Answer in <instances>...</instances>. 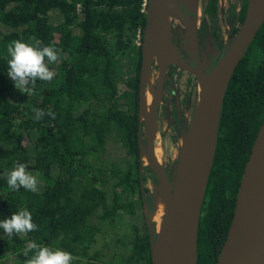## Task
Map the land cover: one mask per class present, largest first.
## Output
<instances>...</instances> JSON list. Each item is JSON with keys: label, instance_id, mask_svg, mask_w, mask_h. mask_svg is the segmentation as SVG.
Masks as SVG:
<instances>
[{"label": "trees", "instance_id": "obj_1", "mask_svg": "<svg viewBox=\"0 0 264 264\" xmlns=\"http://www.w3.org/2000/svg\"><path fill=\"white\" fill-rule=\"evenodd\" d=\"M241 1L238 26L246 6ZM144 3L0 0V221L26 208L38 226L11 239L0 229V264H23L22 250L31 240L70 252L79 258L73 264H151L143 206L150 214L155 195L151 204L149 191L140 188L142 171L148 168L139 166L136 144ZM202 11L213 17L216 0H203ZM50 13L57 16L56 24L49 21ZM17 39L54 46L61 57L48 64L53 80H37L29 96L7 74V45ZM125 60L129 71L119 81ZM33 107L53 112L55 119L45 115L36 121ZM263 115L264 21L222 96L196 230L195 264L215 261ZM108 143L116 150L110 157L105 155ZM17 162L38 176L35 193L8 188V173ZM118 216L125 217L130 233L122 242L124 250L112 249L104 259L98 251L91 253L97 234L110 229Z\"/></svg>", "mask_w": 264, "mask_h": 264}, {"label": "water", "instance_id": "obj_2", "mask_svg": "<svg viewBox=\"0 0 264 264\" xmlns=\"http://www.w3.org/2000/svg\"><path fill=\"white\" fill-rule=\"evenodd\" d=\"M144 2L145 22L140 69L143 62L142 43L145 40L158 39L162 35V17L169 2L172 4V0H144ZM187 3V5L182 1L177 3L184 7L185 15L189 14V10L191 11L194 0H187ZM188 5L191 8L188 9ZM185 17L187 16L182 18L178 16L180 20ZM190 20L188 19L186 23L182 20L183 24L185 23V32L180 38H183L185 45L188 44L193 64L184 60L172 42L169 20L168 41L164 46L169 63L191 73L197 80L194 104L185 126L179 127L178 142L168 174L162 167L161 157L157 165L150 159L152 147L150 132L154 130L155 136V109L160 96V82L164 70L157 78L158 81L150 85L151 103L148 109L150 120L137 119L138 161L142 155L143 165L151 171V188L161 183L167 197V207L161 217L162 229L157 251L153 223L143 206L151 264H195L196 230L204 185L214 149L222 96L235 67L264 21V0H246L242 23L228 49L216 59L215 63L204 69L197 63L194 28ZM151 69L155 70L156 66L152 65ZM139 76L137 109L142 91ZM148 191L152 204L151 189ZM250 199H254L257 203L254 214L250 212ZM233 203L231 219L213 264H264V115L255 131L239 174ZM189 245L193 259L187 261L186 249Z\"/></svg>", "mask_w": 264, "mask_h": 264}, {"label": "flooded vegetation", "instance_id": "obj_3", "mask_svg": "<svg viewBox=\"0 0 264 264\" xmlns=\"http://www.w3.org/2000/svg\"><path fill=\"white\" fill-rule=\"evenodd\" d=\"M196 1H197L196 4L197 13L194 14L196 20V26L195 28L193 27L194 37L196 42V58H197V63L204 69L209 65L215 63L216 59L219 56H221L223 53H225V51L228 49L229 45L231 44L232 40L234 39L240 27V25L238 26L236 24V18L241 9L242 1L235 0V3H229L224 9L221 18L219 17V0H216L215 15L211 18L202 11L203 0H196ZM177 7L179 8L178 10L179 14L183 15L185 12L184 7L181 6L180 4L177 5ZM179 17L182 18V16ZM174 19L175 21H180L179 19L176 18ZM182 20L185 23L187 22V20L184 19ZM180 25L172 24L170 26V31L172 33V42L177 47L178 52L181 54L184 60L189 64H193V59L189 50V46L188 44L185 45L183 38L182 39L180 38V35H182V33L185 31V26H182L183 24L181 26ZM223 27L225 28L224 32H223L224 29ZM221 32H223V34ZM153 67H155V65ZM165 69L166 70H164L163 78L161 79L160 82L159 103L163 101L166 107L157 105L155 109V118L156 121H158L157 127L160 130V134L163 133V130L161 129V122H162L161 120L163 119L164 124L166 126L167 137L171 141L173 137L176 136V132L179 129V127L180 126L184 127L186 124L182 116V113L184 110L188 109V113H187V118H188L195 100L197 80L191 73L182 70L173 64L168 63ZM155 81H158V79L157 78L153 79L152 82ZM174 87L176 89L178 87V91H179L177 92L178 96L176 97L177 105L173 103V98L175 97L174 95H177ZM140 139L142 140V138ZM170 162L172 163L173 160L168 161L166 157L163 158L162 165L166 174L169 172ZM146 173L145 171H142L143 178H142V182L140 183V188L144 187L146 188V190H148L145 185V180L147 178ZM149 178H152L151 175Z\"/></svg>", "mask_w": 264, "mask_h": 264}, {"label": "clouds", "instance_id": "obj_4", "mask_svg": "<svg viewBox=\"0 0 264 264\" xmlns=\"http://www.w3.org/2000/svg\"><path fill=\"white\" fill-rule=\"evenodd\" d=\"M40 42H24L21 39L13 40L7 45L8 76L14 82V87L23 95L29 96L35 93L36 81L50 82L55 76V72L50 70L48 64L57 62L61 57L59 51L54 46L40 47ZM47 60V63H46ZM36 121L41 120L45 115L55 119L53 112H45L43 109L33 107ZM27 165L17 162L8 173L7 185L13 191L24 188L30 192L37 191L38 176L27 170ZM0 229L9 239L14 234L27 236L28 233L38 230V226L33 222L32 213L26 208L15 212L10 218L0 221ZM31 253V255H30ZM22 255L26 258L23 264H73L77 257L65 250L53 249L31 240L22 250Z\"/></svg>", "mask_w": 264, "mask_h": 264}, {"label": "rangeland", "instance_id": "obj_5", "mask_svg": "<svg viewBox=\"0 0 264 264\" xmlns=\"http://www.w3.org/2000/svg\"><path fill=\"white\" fill-rule=\"evenodd\" d=\"M179 1L184 2L185 5L188 4L187 0H172V4H171V2H169L166 13L168 14V20H169L170 26L172 24H178V25L181 24L182 25L183 22L178 18V16H183V17L187 16L185 18L187 20L191 19L190 21H192V25L195 28L196 20H195L194 14L197 13V9H196L197 1L194 0V4L193 5L190 4V6L192 5L191 6L192 9H191V11L189 10L188 15H185V12L183 15L179 14V11H178L179 8L177 7V5H179V4H177ZM229 3H235V0H219V17L220 18L222 17L223 11ZM175 4H177V5L174 6ZM190 6L188 5L187 8L188 9L191 8ZM47 16H48V19L51 23L56 24L58 22V18L54 13H50ZM174 18L179 19L180 21H175ZM182 26H184V24ZM224 31H225V28L223 29V32ZM184 32L182 33V35H184ZM223 32H221V33L223 34ZM127 71H129V67H128L127 60H125V62H122V64L119 67V74H118V80L119 81H120L122 76L126 75ZM178 82H179V80H178ZM175 90H176L177 95H174L175 97L173 98V103L176 104L177 103L176 97L178 96L177 92H179L178 87H177V89L175 88ZM118 93H119V95H117V98L120 99V97H121L120 94H122L123 91L121 89H119ZM159 102L160 101L158 99L156 102L158 106H165L166 107V105L164 104L163 101H161V103H159ZM187 113H188V109L184 110L182 113V116H183L185 122L187 120ZM161 121H162L161 122V129L163 130L162 134H160V130L157 127L158 121H156V118L154 117L155 136L153 133L151 136V140H152V154H153L155 147L157 146L156 149L159 150L158 155H159V157H161V164H162L164 157H166L168 161L173 160L175 150H176V146H177V142H178V134L180 132V129L177 130L176 136H174L173 139L170 141V139H168V137H167L166 126L164 124L163 119ZM141 138H142V135H141ZM115 151L116 150H115L114 144H111V143L106 144V149H105V155L106 156L108 155L110 157L113 154L115 155ZM139 164H140V166H143V164H144L142 155H140V157H139ZM171 166H172V163L170 162V167ZM162 167H163V165H162ZM145 173L147 175V178L145 180V185H146L148 190L151 189V194L154 197V195L158 191V189H157L154 193V190L156 189L157 185H155L154 187L151 188L152 178H149L151 175V171L149 169H147L145 171ZM144 212H145V210H144ZM148 216H149V214H148ZM125 226H126L125 225V217L118 216L116 223L110 229H108L105 232L100 231L97 234L95 243L90 247V252L93 253L94 251H98L99 252L98 256L102 257L103 259L106 258V254L108 252L112 251V249L117 250L119 252H122L126 246L125 243L122 244V242L126 241L127 237L130 235V233L126 230Z\"/></svg>", "mask_w": 264, "mask_h": 264}, {"label": "bare ground", "instance_id": "obj_6", "mask_svg": "<svg viewBox=\"0 0 264 264\" xmlns=\"http://www.w3.org/2000/svg\"><path fill=\"white\" fill-rule=\"evenodd\" d=\"M162 35L158 39H153L152 41L145 40L143 42L142 47V67H141V74H140V89L142 90L140 93V102H139V119L140 121L150 120L148 115V109L151 103V92H150V85L152 84L153 79L159 78L160 73L163 70H166L165 67L169 63V57L167 52L165 51V43L168 41L167 35V25H168V15L164 13L162 17ZM156 66V69H151L152 65ZM153 65V66H154ZM157 82V81H155ZM154 82V83H155ZM152 130V129H151ZM154 130L150 132V138ZM155 147L153 154H152V147H151V154L150 159L151 161L157 165L159 163V150ZM157 194L155 197V201L153 204V211L149 214V220L153 223L154 233H155V250L157 251L159 245V236L162 229V216L166 210V203L167 197L164 193V189L161 183H159L155 190H157ZM154 199V197H153ZM249 206L251 208V213L254 214L256 202L254 199L249 200ZM186 259L191 260L193 259L192 249L191 246L187 247L186 249Z\"/></svg>", "mask_w": 264, "mask_h": 264}, {"label": "crops", "instance_id": "obj_7", "mask_svg": "<svg viewBox=\"0 0 264 264\" xmlns=\"http://www.w3.org/2000/svg\"><path fill=\"white\" fill-rule=\"evenodd\" d=\"M156 190H154V193H155Z\"/></svg>", "mask_w": 264, "mask_h": 264}]
</instances>
